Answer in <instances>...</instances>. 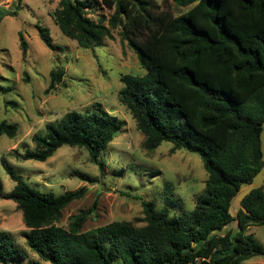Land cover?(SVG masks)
<instances>
[{
	"label": "trees",
	"instance_id": "1",
	"mask_svg": "<svg viewBox=\"0 0 264 264\" xmlns=\"http://www.w3.org/2000/svg\"><path fill=\"white\" fill-rule=\"evenodd\" d=\"M115 7L110 26L96 22L88 11L97 0H60L53 17L66 37L83 49L101 47L120 27L122 36L146 70L124 75L122 102L153 151L167 142L173 150L200 156L208 180L192 211L176 217L143 202L137 226L114 221L91 232L83 226L90 211L73 216L68 229L56 225L62 211L85 196L86 188L62 195L33 189L4 164L15 182L0 198L13 201L22 212L27 244L51 264H244L264 255L252 226L264 225V188L253 190L232 213L241 185L252 182L261 169L260 133L264 121V0H172L190 9L180 16L157 14L149 0H101ZM0 10V24L21 9ZM39 37L51 51L62 50L50 30L38 26ZM22 55L28 43L20 33ZM64 70L50 73L49 89L62 83ZM0 85V93L10 92ZM120 122L100 107L69 112L34 136L37 150L22 159L45 162L63 146L85 148L100 165L101 153L114 140ZM15 125L2 122L0 135L14 137ZM83 181H93L77 173ZM246 209V213L243 211ZM237 231L224 232L233 222ZM196 243L194 247L193 244ZM16 248L0 232V264H9Z\"/></svg>",
	"mask_w": 264,
	"mask_h": 264
},
{
	"label": "rangeland",
	"instance_id": "2",
	"mask_svg": "<svg viewBox=\"0 0 264 264\" xmlns=\"http://www.w3.org/2000/svg\"><path fill=\"white\" fill-rule=\"evenodd\" d=\"M157 14L169 12L180 16L190 9L172 0H149ZM18 0H0V10L14 11ZM88 11L96 22L110 26L115 7L101 0ZM60 0H22L16 17H6L0 24V85L10 88L0 93V124L17 127L14 137L0 135V182L3 193L15 187L7 173V164L33 189L57 196L86 188L85 196L72 202L61 214L57 226L68 229L73 216L90 211L84 232H91L114 221H130L143 226V202H154L156 209L176 217L192 211L196 199L206 187L208 173L200 156L186 150H173L167 142L153 151L144 147L145 136L120 91L124 75L142 76L146 70L137 54L122 36L120 27L112 29L113 38L94 49H83L62 34L54 22ZM50 30L53 42L62 50L51 51L41 41L38 26ZM20 33L28 43L24 57ZM63 69L62 83L49 89L50 73ZM100 107L120 122L114 140L101 153L95 165L85 148L63 146L45 162L23 160L27 150L36 151L34 136H45L50 123H58L69 112H86ZM77 173L93 181H83ZM239 196V195H238ZM234 199L232 213L241 204ZM233 222L224 232L237 231ZM22 212L13 201L0 198V232L9 234L16 256L9 264H51L43 261L29 247L24 232ZM264 247V225L252 226ZM113 264H122L117 259ZM244 264H264L259 255Z\"/></svg>",
	"mask_w": 264,
	"mask_h": 264
},
{
	"label": "water",
	"instance_id": "3",
	"mask_svg": "<svg viewBox=\"0 0 264 264\" xmlns=\"http://www.w3.org/2000/svg\"><path fill=\"white\" fill-rule=\"evenodd\" d=\"M262 130L260 133V144H261V160L263 162V165L259 172L254 176L252 182L244 183L241 185L240 191L238 193V201L240 204L242 201L252 193L253 190L264 188V121L262 122ZM243 211L246 213V209L243 208ZM193 246H196V243L193 244Z\"/></svg>",
	"mask_w": 264,
	"mask_h": 264
}]
</instances>
